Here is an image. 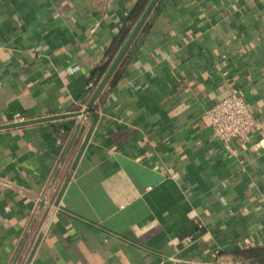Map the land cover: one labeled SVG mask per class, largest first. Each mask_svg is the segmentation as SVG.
Instances as JSON below:
<instances>
[{
	"label": "crops",
	"instance_id": "0c3cea01",
	"mask_svg": "<svg viewBox=\"0 0 264 264\" xmlns=\"http://www.w3.org/2000/svg\"><path fill=\"white\" fill-rule=\"evenodd\" d=\"M139 2L0 0V125L65 115L0 129V264H264V0H158L87 114Z\"/></svg>",
	"mask_w": 264,
	"mask_h": 264
},
{
	"label": "built area",
	"instance_id": "2783aa9c",
	"mask_svg": "<svg viewBox=\"0 0 264 264\" xmlns=\"http://www.w3.org/2000/svg\"><path fill=\"white\" fill-rule=\"evenodd\" d=\"M205 114L210 123L211 138L222 141L228 148L234 139L248 142L251 134L262 125L254 116L245 92L235 85H231L229 92L207 109ZM20 118L16 117L15 122L21 121ZM38 235L39 229L36 227L32 232L28 251ZM26 258L27 254L21 256L18 264H24Z\"/></svg>",
	"mask_w": 264,
	"mask_h": 264
},
{
	"label": "water",
	"instance_id": "95a60500",
	"mask_svg": "<svg viewBox=\"0 0 264 264\" xmlns=\"http://www.w3.org/2000/svg\"><path fill=\"white\" fill-rule=\"evenodd\" d=\"M157 2H158V0H150L149 3L147 4L145 10L143 11L141 16L139 17V19L136 21V23L131 28L128 36L123 41L119 51L117 52L116 56L112 60L107 71L105 72V74L103 75V77L99 81L98 85L94 89V91H93V93H92V95L88 101L87 107L84 111L85 113H87V114L90 113V110L92 109L94 104L97 102L98 98L100 97L103 90L107 86V84L110 81L111 77L113 76L114 72L116 71V69L120 65L121 61L125 57L126 53L128 52L129 48L131 47V45L133 44L135 39L137 38L140 31L142 30L143 26L145 25L150 13L152 12V10L155 7ZM68 114H72V113H68ZM64 116L65 115H54L51 117H44V118H40V119H31V120H25V121L14 122V123H9V124H3V125H0V129L24 126V125H28V124H32V123L43 122V121H51L54 119L63 118ZM79 128H80V124H78L76 132H78Z\"/></svg>",
	"mask_w": 264,
	"mask_h": 264
},
{
	"label": "trees",
	"instance_id": "16d2710c",
	"mask_svg": "<svg viewBox=\"0 0 264 264\" xmlns=\"http://www.w3.org/2000/svg\"><path fill=\"white\" fill-rule=\"evenodd\" d=\"M148 3V0H140V2L137 4L135 10L132 13V21L136 22V20H138V18L140 17V15L143 13V11L145 10V7ZM129 30H125L122 34H121V38L115 42L114 46L111 49V57L114 56L116 50L119 48V46L122 44L123 40L126 38L127 34H128ZM100 75H102L105 70L106 67L100 69Z\"/></svg>",
	"mask_w": 264,
	"mask_h": 264
}]
</instances>
